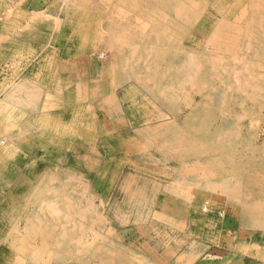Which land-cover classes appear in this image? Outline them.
Returning <instances> with one entry per match:
<instances>
[{"label":"rangeland","instance_id":"rangeland-1","mask_svg":"<svg viewBox=\"0 0 264 264\" xmlns=\"http://www.w3.org/2000/svg\"><path fill=\"white\" fill-rule=\"evenodd\" d=\"M0 264H264V0H0Z\"/></svg>","mask_w":264,"mask_h":264},{"label":"bare ground","instance_id":"bare-ground-1","mask_svg":"<svg viewBox=\"0 0 264 264\" xmlns=\"http://www.w3.org/2000/svg\"><path fill=\"white\" fill-rule=\"evenodd\" d=\"M150 7H152V6H149V8H150ZM255 8H256V7H255ZM256 9H257V8H256ZM87 18H88V17L85 16V15L80 16V20L83 21L84 23H86ZM245 21H246V20H245ZM189 23H190V22H189ZM80 33H81V32H80ZM74 37H75V36H74ZM75 40H76V39H75ZM79 40H84V39H83L82 37H79V38H78V43H79V44H82ZM79 44H78V46H80ZM70 45H72V47H73L74 44L67 42V43L62 44V45H60V46H61V47H62V46H63V47H69ZM70 47H71V46H70ZM70 47H69V48H70ZM53 51H54V50H53ZM49 52H50V51H49ZM67 54H70V53L67 52V53L64 54V55H67ZM69 65H70V64H69ZM69 67H70V66H69ZM96 128H97V127H96ZM99 128H101V127H99ZM78 129H79V127L77 128V130H78ZM97 129H98V128H97ZM101 129H102V128H101ZM64 234H65V233H64Z\"/></svg>","mask_w":264,"mask_h":264}]
</instances>
